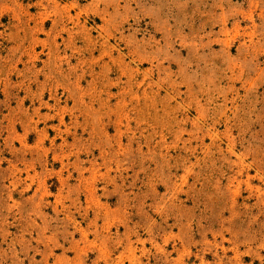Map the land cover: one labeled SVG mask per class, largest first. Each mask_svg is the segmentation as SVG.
Segmentation results:
<instances>
[{"label": "rangeland", "instance_id": "rangeland-1", "mask_svg": "<svg viewBox=\"0 0 264 264\" xmlns=\"http://www.w3.org/2000/svg\"><path fill=\"white\" fill-rule=\"evenodd\" d=\"M0 264H264V0H0Z\"/></svg>", "mask_w": 264, "mask_h": 264}]
</instances>
